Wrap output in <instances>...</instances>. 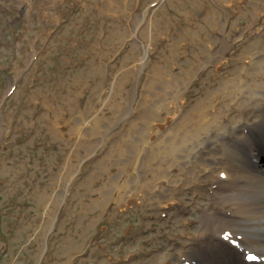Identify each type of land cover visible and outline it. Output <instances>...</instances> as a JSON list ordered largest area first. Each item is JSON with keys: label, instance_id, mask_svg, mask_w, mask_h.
Masks as SVG:
<instances>
[{"label": "rangeland", "instance_id": "1", "mask_svg": "<svg viewBox=\"0 0 264 264\" xmlns=\"http://www.w3.org/2000/svg\"><path fill=\"white\" fill-rule=\"evenodd\" d=\"M145 47V72L133 78ZM223 47L226 76L262 72L264 0H0V264H180L173 249L205 230L195 219L220 198L219 171L201 181L203 194L181 186L179 214L156 210L134 184L157 193L151 118L168 119L162 133L226 107L215 71ZM155 62L161 70H150ZM166 68L175 109L144 115L135 95ZM111 83L114 105H102L99 89L106 96ZM120 93L135 95L115 116ZM74 99L82 110L96 103L97 116L79 120ZM149 148L146 173L132 174ZM207 244L209 253L218 245Z\"/></svg>", "mask_w": 264, "mask_h": 264}, {"label": "bare ground", "instance_id": "2", "mask_svg": "<svg viewBox=\"0 0 264 264\" xmlns=\"http://www.w3.org/2000/svg\"><path fill=\"white\" fill-rule=\"evenodd\" d=\"M138 52L140 57L138 64H135L136 70L131 72L134 76L130 74L133 78L145 72L143 63L147 55L146 47ZM227 60L228 51L223 47L219 62L215 64V71L221 73L218 85L219 97L225 99L223 101L226 107L224 103L220 104V110L216 115H211L209 111H199L198 117L192 116L189 121H179V118L175 121V125L162 133L159 129L165 126L168 119L162 123L155 121V118L148 121L149 126L155 123V130L160 133L157 140L152 143V172H154L152 189L157 188V193L151 197L147 189L152 183L136 181L134 195L148 196L156 210L168 207L167 210H174L179 214L183 211L177 210L178 206L173 205V200L178 198L174 194L182 189L184 183L200 194L205 189L201 186V181L213 177L217 170L220 176L225 178L220 177V182L212 194L220 195V198L217 200L211 198L213 200L207 203L204 210H198L199 214L195 221L206 231L200 232L196 239H191L194 232L191 235L186 232L185 242L188 245L184 247L178 241L173 249L180 250L179 255L174 253L180 264L181 261H186V264L205 262L224 264L226 261L223 255L231 253L238 255V263L246 264L254 260L246 256L245 249L257 250L259 247L257 243H264V68L262 72L254 74L250 80L236 73L226 76L223 72L227 68L225 65ZM160 66L155 62L150 66V70H161ZM162 73L151 75L161 76L160 78L156 76L150 79L149 76V80L144 85L141 84L143 89L140 87L138 91L141 94L137 96L132 94L135 95V101L141 106L144 115L150 111H158L160 113L157 116H162V113H169L175 109L173 103L168 102L171 80L164 76L172 72L166 68ZM114 88L115 84L111 83L107 87L109 91L106 96L104 90L102 92V88L99 89L102 105H114L111 99V96L115 95ZM119 95L120 100L116 101L117 108L113 110L115 116H121V112L125 109L123 102L132 97L131 94ZM71 104L72 107L79 109L78 119L84 120L85 123L97 116L98 107L94 102H89L92 108L85 110H82L81 104L76 99ZM160 107L161 110H156ZM257 111L260 112L258 119L249 118L257 115ZM153 114L155 115L154 112ZM152 134L153 132L149 135L147 133L146 139L149 140ZM152 141L153 139L150 142ZM150 154V148L144 154L139 152L135 160L136 165H132L135 169L132 174L146 173L140 168L144 159ZM124 167L125 171H128L131 164L126 162ZM132 178L131 176L129 180ZM125 182H119L123 191H127ZM168 199L171 201L166 202ZM180 222L183 227L188 225V220ZM191 222L192 220L189 221ZM258 240L262 242H257ZM214 243L218 245H214V249L209 253L204 245L210 246ZM158 250L159 244H156L152 255ZM259 253L264 257V247Z\"/></svg>", "mask_w": 264, "mask_h": 264}, {"label": "water", "instance_id": "3", "mask_svg": "<svg viewBox=\"0 0 264 264\" xmlns=\"http://www.w3.org/2000/svg\"><path fill=\"white\" fill-rule=\"evenodd\" d=\"M138 55H139V53H138ZM138 60H139V57H137V61H138ZM134 65H135V64H134ZM131 75H132V76H134V74H133V73H131Z\"/></svg>", "mask_w": 264, "mask_h": 264}]
</instances>
